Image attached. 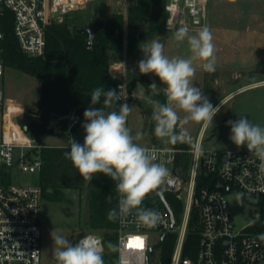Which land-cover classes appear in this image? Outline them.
I'll list each match as a JSON object with an SVG mask.
<instances>
[{
  "label": "built area",
  "instance_id": "obj_1",
  "mask_svg": "<svg viewBox=\"0 0 264 264\" xmlns=\"http://www.w3.org/2000/svg\"><path fill=\"white\" fill-rule=\"evenodd\" d=\"M96 1L99 0H0V18L11 13L20 50L29 57H42L47 48L48 29ZM118 1L127 18L130 0ZM208 7L209 0H165V32L174 33L186 27L190 34H196L205 25ZM3 37L0 30V40ZM4 73L5 66L0 61V77ZM117 90L122 91L121 103H127L130 95L125 81L118 84ZM4 106L5 94L0 89V110ZM80 124V116L71 114L68 134L72 135ZM208 127H201L194 146L185 141H169L166 145L156 141L146 147L170 170L166 181L150 194L157 199L151 209L159 213L160 219L152 228L138 224L133 216L123 223L118 220L117 264H161L163 245L159 248L157 245L163 235L166 239L170 234L177 235L170 264H264V239L260 238L264 235L260 227L264 220V173L259 171L260 161L251 152L203 149ZM14 136L15 142L0 141V264H41L43 190L39 183L21 185L13 184L12 180L15 171L40 177L42 146L34 142L23 125ZM186 144L189 148L183 147ZM238 193L250 204L254 219L241 228L232 217L229 201L231 194ZM160 194L174 213L173 228L170 211ZM170 199L182 205L179 218ZM118 200L119 196L117 206ZM193 213L197 219L191 226ZM190 229L199 232L200 240L195 254L186 256ZM141 243L143 246L138 247Z\"/></svg>",
  "mask_w": 264,
  "mask_h": 264
},
{
  "label": "rangeland",
  "instance_id": "obj_2",
  "mask_svg": "<svg viewBox=\"0 0 264 264\" xmlns=\"http://www.w3.org/2000/svg\"><path fill=\"white\" fill-rule=\"evenodd\" d=\"M115 14L123 15L120 1L99 0L91 2L84 9L75 11L67 20L70 22V27L91 28L97 22L108 21ZM205 25L211 28L214 37L216 70L212 73L205 72L201 66L202 62L194 61V63L197 62L195 67L197 80L205 79V75L208 78L203 85L195 82L194 86L200 88L203 95L213 106H216L224 100L227 94L264 80V0H209ZM173 34L155 33L141 41L132 55H127L124 51L122 60L115 63L126 64V70L121 78L117 79L118 82L125 81L127 86L130 84L134 87V90L129 92L130 99L127 102L131 108L127 123L134 136L137 132L144 134L146 126L148 135L154 124L151 120L153 105L150 100H147L148 96L143 86V83L153 82L149 74L143 75L139 72L137 62L140 57L144 56L140 46L159 39L164 45V51L168 54L188 58L191 54L187 43H177ZM233 47L240 48V50ZM248 48H257V51L251 52ZM210 75L211 78L208 77ZM157 86L160 89L158 84ZM0 89L5 94V106L3 111L0 110V141L15 142L14 135L18 127L27 122L28 115L33 111L34 102L40 98V81L13 68L5 67L4 76L0 77ZM160 91L157 90V93L164 94ZM183 115L181 113L182 118ZM240 116H246L253 124L264 126V84L239 91L220 107L219 112L213 118V124L209 125L205 132L202 148L249 152L246 146L238 148L230 139L231 129L227 122L233 119L238 120ZM201 126L202 124L188 122L182 123L179 127L187 131L191 137L190 143L194 146ZM75 130L72 135L61 130L60 136L48 135L46 143L69 146L67 142L73 138L82 144L85 133L82 128ZM147 135L137 141L141 146L151 145ZM169 141L168 138L157 137L158 144L166 145ZM39 182L38 175L34 176L21 171L13 173V184L28 185ZM89 184L90 182L86 181L82 191L65 190L72 203L43 198L41 204V264H57L56 246L52 236H64L73 244L88 234H94L103 239L101 231H95L88 226ZM229 201L232 217L239 228L254 221L250 213L251 206L243 196L241 200H238L237 194H231ZM181 220L182 217L180 222ZM260 227L264 234V220L260 222Z\"/></svg>",
  "mask_w": 264,
  "mask_h": 264
},
{
  "label": "clouds",
  "instance_id": "obj_3",
  "mask_svg": "<svg viewBox=\"0 0 264 264\" xmlns=\"http://www.w3.org/2000/svg\"><path fill=\"white\" fill-rule=\"evenodd\" d=\"M173 38L177 43H187L191 54L188 58H170L165 54L160 40L154 39L140 46L144 58L138 62V68L143 75L154 74L164 85L165 102L150 100L155 135L172 142H190L187 131L182 128L178 131V127L188 122L211 125L219 112V107H214L202 90L194 86V61L202 62L203 71L214 72L216 49L208 25L202 26L196 34H190L186 27H180ZM149 89L155 96L158 86L153 82ZM122 97V91H105L102 86L92 91V106L83 113V143L70 138L65 158L71 161L86 181L90 182L97 174H103L115 182L119 200L117 208L107 213L109 221L119 220L123 223L133 216L138 224L152 228L158 224L160 215L153 209L143 207V203L166 181L170 170L158 162L148 148L137 142L142 138L140 132L135 136L132 134L127 123L131 113L129 104H119L118 111L114 108ZM101 101L102 107H95ZM181 113L184 114L183 118ZM227 123L231 129V141L238 148L246 146L258 158L259 171L264 173V126L253 124L246 116ZM242 196V193H238L237 199L241 200ZM260 238L264 239V235ZM52 239L56 246L57 264H105V247L115 248L111 242L105 244L100 236L94 234L84 235L75 244L61 235L52 236Z\"/></svg>",
  "mask_w": 264,
  "mask_h": 264
},
{
  "label": "trees",
  "instance_id": "obj_4",
  "mask_svg": "<svg viewBox=\"0 0 264 264\" xmlns=\"http://www.w3.org/2000/svg\"><path fill=\"white\" fill-rule=\"evenodd\" d=\"M165 0H130L127 18L124 15H112L106 22L92 25L95 32L94 44L88 48V34H79L80 27H70L64 23L51 26L47 31V48L42 57H29L19 48L13 33L11 13L0 18V30L4 37L0 40V61L5 67L13 68L40 81V98L33 104V111L22 124L37 145L42 146L40 156L43 162L40 174V186L43 198L57 202L72 203L65 190L82 191L84 180L71 161L65 158L69 147H51L45 143L47 135H53L57 129L67 131L68 120L64 117L76 113L80 116L82 127L85 122L83 113L92 106V91L102 86L105 91L115 89L118 80L110 74L111 65L122 60L124 51L132 55L140 42L155 33L165 32ZM127 29V30H126ZM127 31V34L125 32ZM147 96L153 100L165 102V95L155 96L149 89L150 84L143 83ZM128 92L134 87L128 84ZM118 101L114 108L118 111ZM95 107H102V101ZM84 131V129H83ZM216 132V130H215ZM179 146L178 144H174ZM189 148V144L183 145ZM189 166L187 158L186 169ZM88 194V226L103 233L105 244L111 242L115 248L104 254L105 264H117L116 248L117 224L107 219L110 209L117 208L118 193L115 182L103 174H97L90 181ZM177 218L182 205L170 199ZM157 199L149 195L143 206L153 208ZM192 215L191 226L196 221ZM258 233V231H256ZM177 235L170 234L160 249L161 264H170ZM198 231L189 230L185 255H194L199 244Z\"/></svg>",
  "mask_w": 264,
  "mask_h": 264
},
{
  "label": "crops",
  "instance_id": "obj_5",
  "mask_svg": "<svg viewBox=\"0 0 264 264\" xmlns=\"http://www.w3.org/2000/svg\"><path fill=\"white\" fill-rule=\"evenodd\" d=\"M236 46V45H235ZM234 48V47H233ZM234 49H236V48H234ZM236 50H240V48H238V49H236ZM248 50H251V52H256L257 51V48H248ZM165 52V54L167 55V56H169L170 58H172V57H178L177 55H175V56H173V55H171L170 53L168 54L166 51H164ZM260 52H263V51H260ZM144 58V56H142V58L140 57V59L138 60V62L141 60V59H143ZM137 62V63H138ZM200 62V61H199ZM197 66V62L196 63H194V67H196ZM125 70H126V64L125 63H120V64H113V65H111V67H110V74L114 77V78H116V79H120L121 78V76L123 75V73L125 72ZM205 77V79L203 78L202 80L201 79H199V80H197V78H196V75H195V78H194V83L196 82V84L198 83L199 85H203V83L204 82H207V80H208V78H207V76L205 75L204 76ZM208 77H210L211 78V75L210 76H208ZM149 78H150V80L152 81V82H157L156 84H158L159 86H160V89H161V91H163L164 92V85H162V84H160V81H159V78L158 77H156L154 74H149ZM204 80V81H203ZM217 80V79H216ZM210 82V81H209ZM217 82H218V80H217ZM264 84V80L263 81H260V82H257V83H254V84H252V85H247V86H244L243 88H240V89H238V90H236V91H233V92H231V93H229V94H227L226 96H225V98H224V100H222L221 102H219V104H216V106H218V107H221L231 96H233V95H235V94H237L239 91H242V90H245V89H248V88H250V87H255V86H258V85H263ZM160 89H158V91H160ZM160 91V92H161ZM223 99V98H222ZM147 100L149 101V100H151L149 97L147 98ZM216 106H214V107H216ZM202 126H203V124H202ZM201 126V127H202ZM80 129L81 127H77L76 129ZM154 128H155V123L153 124V127L150 129L151 131H150V133L147 135L146 134V131L148 130V128H147V126L145 127V133L144 134H142V137H145L146 135L148 136V138H149V140H150V142L151 143H154V142H156L157 141V137L158 136H156L155 135V132H154ZM201 129V128H200ZM76 130H74V132H75ZM73 132V133H74ZM64 133H66V131H64ZM85 133V132H84ZM53 135H58V136H60V130H58L57 129V132L55 133V134H53ZM47 137H48V135L45 137V143H46V139H47ZM47 144V143H46ZM48 146H51V147H69V146H64V145H61V144H47Z\"/></svg>",
  "mask_w": 264,
  "mask_h": 264
},
{
  "label": "water",
  "instance_id": "obj_6",
  "mask_svg": "<svg viewBox=\"0 0 264 264\" xmlns=\"http://www.w3.org/2000/svg\"><path fill=\"white\" fill-rule=\"evenodd\" d=\"M77 33H79V34H88V41H87V43H86V46H87L88 48H90V47L94 44V41H95V32H94V30H93L92 28H90V27H87V28H78V29H77ZM69 118H70V115L64 117L63 119H65V120H69ZM25 130L27 131L28 128L25 127ZM56 132H57V131H56ZM168 186H169V187H173V183H169ZM160 199H161V201L163 202V204H164V205L169 209V211H170L171 218H172V228H173L174 225H175L174 213H173V211L170 209L169 205H168L167 202L165 201V198H164V196H163L162 194H160ZM165 237H166V235H163V237H162L160 243L157 245L158 248L161 247V246L163 245L164 240H165ZM152 253H153V250H151V254H152Z\"/></svg>",
  "mask_w": 264,
  "mask_h": 264
},
{
  "label": "snow or ice",
  "instance_id": "obj_7",
  "mask_svg": "<svg viewBox=\"0 0 264 264\" xmlns=\"http://www.w3.org/2000/svg\"><path fill=\"white\" fill-rule=\"evenodd\" d=\"M134 239H136V240H140V238L139 237H136V238H134ZM130 246H131V244H130ZM138 247H142L143 245H142V243L141 244H139V245H137Z\"/></svg>",
  "mask_w": 264,
  "mask_h": 264
}]
</instances>
